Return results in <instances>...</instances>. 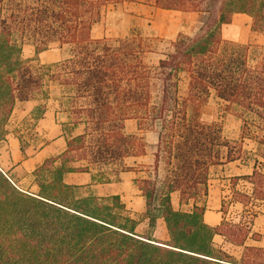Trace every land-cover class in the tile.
<instances>
[{
	"label": "trees",
	"instance_id": "obj_1",
	"mask_svg": "<svg viewBox=\"0 0 264 264\" xmlns=\"http://www.w3.org/2000/svg\"><path fill=\"white\" fill-rule=\"evenodd\" d=\"M128 2L207 17L193 36L93 38L101 8ZM235 14L249 16L264 35V0H0V142L16 102L47 100L52 87L73 125L84 126L66 139L61 154L36 168L37 194L22 191L0 170V264H264V247L246 245L260 240L251 221L208 226L204 201H197L207 195L212 166L243 156L252 158V172L232 181L250 183L252 195L234 191L233 199L244 206L264 200V54L250 65L247 45L222 38V26ZM25 45L34 48L27 61ZM52 45L67 53L39 64V54ZM211 95L240 110L236 150L219 123L202 119ZM131 119L157 132L154 180L135 182L145 200L142 219L151 231L162 218L165 242L136 233L138 220L118 196H77L62 181L65 173L90 166L101 175L129 170L124 160L143 155L125 131ZM245 141L256 151H244ZM161 156L166 170L158 186ZM171 193L180 204L192 201L191 209L173 210ZM215 235L241 247L239 258L216 248Z\"/></svg>",
	"mask_w": 264,
	"mask_h": 264
},
{
	"label": "crops",
	"instance_id": "obj_2",
	"mask_svg": "<svg viewBox=\"0 0 264 264\" xmlns=\"http://www.w3.org/2000/svg\"><path fill=\"white\" fill-rule=\"evenodd\" d=\"M241 15V14H235ZM156 20L160 22V30L169 27L164 14L157 13ZM37 101L16 102L13 112L8 123L13 120L18 122L30 114L36 108ZM61 114H67L60 106V101L50 97L45 100L42 114L36 120L35 128L42 135L44 142L40 147L33 149L27 146L22 150L20 139L12 132L8 131L4 140L0 142V170L24 192L37 194L39 189L36 184V176L34 171L41 166L46 159L61 154L66 149V134L63 130L64 121L58 120ZM8 127V125H6ZM81 133H77V136ZM157 140V139H156ZM129 170L114 173H105L101 175L96 167L90 166L88 171L68 172L62 176L65 185L74 187V193L77 196L87 197H110L118 196L124 204L128 215L138 220L135 232L139 235V228H148V220L139 217L145 212V200L136 186V180L144 174L145 160L144 156L129 157L124 160ZM148 165L151 164L147 163ZM76 166H86L85 162L76 163ZM252 166H242L235 162L212 166L209 169L207 195L204 197V223L208 226L215 227L223 220L222 205H229V208L235 210L232 213L237 221H251V233L260 235L259 241L248 239L247 246L264 247V200L252 201L249 206H253L251 210L247 206H243L238 202L232 201V191L241 190V184L246 185L252 193V185L246 181L238 180L236 183L231 181L234 177L250 175ZM144 178V177H141ZM171 206L173 210H181V204L178 199V193H171ZM241 212L247 214L244 217ZM229 214V212H228ZM150 235L157 241H168V232L162 218H157L155 227L150 231ZM220 241L221 244L228 243L223 237L215 235L213 241ZM230 245V244H228ZM232 246V245H230ZM234 247V246H232ZM241 248V247H234Z\"/></svg>",
	"mask_w": 264,
	"mask_h": 264
},
{
	"label": "rangeland",
	"instance_id": "obj_3",
	"mask_svg": "<svg viewBox=\"0 0 264 264\" xmlns=\"http://www.w3.org/2000/svg\"><path fill=\"white\" fill-rule=\"evenodd\" d=\"M157 13L164 14L167 19V23L169 24L168 28L160 30V22L156 20ZM206 17L207 15L204 13H182L178 11L162 10L142 3L128 2L118 5L108 4L101 8L100 19L93 26L91 35L96 39L103 37L125 38L131 36L132 34H141L145 37L175 39L180 35L193 36L205 22ZM221 35L225 40H230L249 47L250 65H255L264 54V35L260 31L253 30L251 18L245 14L234 15L230 24L222 26ZM66 53L67 49H60L58 46L52 45L47 51L39 54L38 63L41 65L53 64L59 61ZM33 54L34 48L31 45H25L23 47L22 58L24 60H29L33 57ZM58 95L59 90L52 87L50 97ZM35 101H37L38 104L29 117H26L19 122L17 120H13L12 122H7L6 124L8 125V127H6V132L12 131L20 139L22 150L27 146H31L33 149H36L44 142L42 135L36 130L35 125L36 120L42 114L45 100L42 96H39ZM62 109L64 108L62 107ZM239 116L240 110L238 108L228 107L227 104L215 98L213 95L210 96L208 102L202 109L203 121L219 123L222 127V136L232 142V146L235 150L239 146L242 126V119ZM58 120L60 122L64 121L63 130L67 136L66 139H70L77 133L83 132L84 126L73 125L71 115L61 114ZM125 131L127 134L135 136L138 143L143 146L145 169L144 174H142L137 180H154L155 174L153 166L157 139L156 129L140 125L138 120L131 119L125 122ZM242 149L246 152H255L256 146L250 141H245ZM260 161L262 160L260 159ZM150 162L151 164L148 165L147 163ZM164 162V158L161 156L159 159L157 176L155 178L158 186L160 185L166 170ZM238 163L242 166H247L248 168L253 164L252 158L248 159L246 156L245 158L243 156V161H238ZM246 185L241 184V190L234 191L251 196V188H248ZM136 186L138 187L137 184ZM234 191H232V195ZM197 201L201 204L204 201V197H200ZM232 201H234L233 196ZM252 201L255 200L252 199L250 203ZM192 203V201H189L188 204H181V211H189ZM250 203L246 205L248 207L246 211L252 209L253 206H249ZM221 211L224 215L223 220L234 223L240 222L235 218L236 215H232L235 210L230 209L229 205H222ZM241 214L244 217L248 216L247 214H244V212H241ZM139 218L142 220V216ZM138 231L146 235L150 234V230L148 228L145 229L142 227L139 228ZM213 244L216 248L224 250L235 258H239L242 251V248H234L235 246L232 247L228 244L224 245L218 240L213 241Z\"/></svg>",
	"mask_w": 264,
	"mask_h": 264
},
{
	"label": "bare ground",
	"instance_id": "obj_4",
	"mask_svg": "<svg viewBox=\"0 0 264 264\" xmlns=\"http://www.w3.org/2000/svg\"><path fill=\"white\" fill-rule=\"evenodd\" d=\"M46 55V54H45Z\"/></svg>",
	"mask_w": 264,
	"mask_h": 264
}]
</instances>
